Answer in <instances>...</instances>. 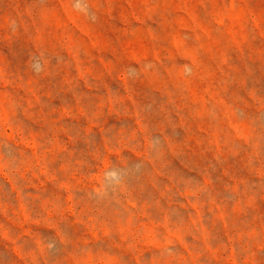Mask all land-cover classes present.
Segmentation results:
<instances>
[{"label": "rangeland", "instance_id": "rangeland-1", "mask_svg": "<svg viewBox=\"0 0 264 264\" xmlns=\"http://www.w3.org/2000/svg\"><path fill=\"white\" fill-rule=\"evenodd\" d=\"M0 264H264V0H0Z\"/></svg>", "mask_w": 264, "mask_h": 264}]
</instances>
